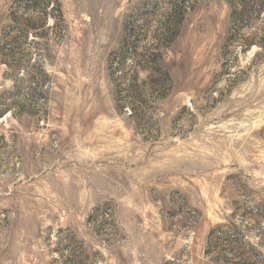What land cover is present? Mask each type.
I'll list each match as a JSON object with an SVG mask.
<instances>
[{
    "label": "rangeland",
    "instance_id": "1",
    "mask_svg": "<svg viewBox=\"0 0 264 264\" xmlns=\"http://www.w3.org/2000/svg\"><path fill=\"white\" fill-rule=\"evenodd\" d=\"M0 264H264V0H0Z\"/></svg>",
    "mask_w": 264,
    "mask_h": 264
},
{
    "label": "trees",
    "instance_id": "2",
    "mask_svg": "<svg viewBox=\"0 0 264 264\" xmlns=\"http://www.w3.org/2000/svg\"><path fill=\"white\" fill-rule=\"evenodd\" d=\"M241 8H243V6L241 7ZM245 8H243V10H244ZM213 236V235H212Z\"/></svg>",
    "mask_w": 264,
    "mask_h": 264
}]
</instances>
